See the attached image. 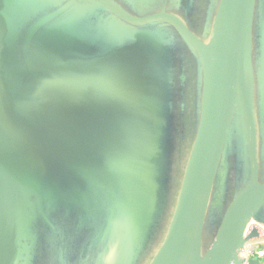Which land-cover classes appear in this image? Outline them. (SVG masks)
<instances>
[{
  "label": "water",
  "instance_id": "95a60500",
  "mask_svg": "<svg viewBox=\"0 0 264 264\" xmlns=\"http://www.w3.org/2000/svg\"><path fill=\"white\" fill-rule=\"evenodd\" d=\"M22 1L0 0V44H2L1 25L4 17L15 7V3ZM84 1L103 8L128 24L144 25L156 21L168 23L184 42L195 49L202 65V86L198 103L195 95L196 111L198 108L197 122L184 174L166 234L147 264H240L242 261L240 252L244 243L251 237L264 236V181L259 180L261 169L257 154L253 102L246 80L256 0H218L208 41L189 28L182 17L164 8L146 15H135L113 0ZM61 9L62 7L57 11ZM210 43L212 51L208 52L207 45ZM50 46L52 51L55 49L57 51L56 58L53 59L59 75L64 78L66 65L62 54L66 48L65 44L55 42ZM138 64L143 67H152L157 74L155 76L154 71L151 70L153 71L152 81L146 90H143V96H148V106L153 115L147 114V116L137 117L134 120L119 117V120L109 124L111 126L104 127L103 131L99 132L92 142H89V145H86L89 146L86 155L76 160L77 162L72 166V174L77 180L84 181V179H92L88 174L102 170V172H110L113 178L118 177L120 180L121 175L126 176L128 166L131 177L129 192L131 197L128 201L133 199L138 210L135 229H132L135 232L133 238L134 241L139 239L141 232L140 234L138 232L142 230L147 221L151 176L160 147L161 86L158 65L152 54H148L143 59L131 60L115 70L86 71L79 79L73 80L72 90L66 91L68 94L60 96L56 103L59 116L70 127V135L64 145L53 149L48 148V144L42 145L31 140L11 117V102L6 100L7 81H4V68L0 59V182L2 183L0 185V221L10 222L18 219V215L8 219L3 214L2 206L6 201H24L23 190L30 186L41 191L40 185L35 184L37 179L31 178L27 160L13 154L17 152L20 144L26 143L33 148L50 152L55 149L62 150L70 143L78 141L82 136L81 131L87 130L90 118L85 117L83 122L78 120L74 123L69 113L59 109V103L63 100L80 98L83 90L88 87L98 89L99 92L96 93L103 95L112 93L110 90H105L106 88H114L117 90L114 91L115 93H121L120 88L128 82L126 80L131 81L132 79H125L120 75L126 68ZM180 76L181 81H185L183 72ZM137 78L144 82L143 84L146 83V74L139 73L133 80ZM94 81L99 82L93 84ZM104 87L105 89H102ZM195 92L197 94L196 81ZM241 114L245 118V124H243ZM235 115L240 121L241 140L244 147L241 162L242 169L244 168L243 180L227 203L208 246L203 249L206 213ZM119 123L121 128L127 126L133 136L137 134L139 138L134 144L121 147L116 156L122 155L124 157L122 161L114 159L116 156L108 155L104 137L106 130L111 127L114 130ZM113 132H117V129ZM121 133L122 138L125 139L126 135L122 131ZM122 163L123 171L119 168ZM134 164L138 165V169ZM110 184L112 186V183ZM141 189L145 194L143 199ZM49 193L62 196V193L57 191H49ZM112 203L116 209L115 199ZM38 206L44 221L48 222L41 206ZM112 206L103 230L95 241L101 237L106 240L110 233L116 219L114 211H111ZM0 264H7L1 246ZM249 264H259V262L251 259Z\"/></svg>",
  "mask_w": 264,
  "mask_h": 264
},
{
  "label": "trees",
  "instance_id": "16d2710c",
  "mask_svg": "<svg viewBox=\"0 0 264 264\" xmlns=\"http://www.w3.org/2000/svg\"><path fill=\"white\" fill-rule=\"evenodd\" d=\"M113 1L135 15H146L164 8L182 18L193 12L198 3L204 2L206 3L205 10L201 14L203 27L201 32L197 33L201 38L210 34L218 3V0ZM61 7L62 9L57 11ZM15 11L24 17L31 15L36 18L32 22L33 27L37 24L43 25L57 17L76 16L81 20L80 27L72 29L74 32L72 43L68 41V38L67 40L64 38L62 35L65 34L64 31L56 32L60 30L59 27L47 31L51 35V42L65 44L66 48L62 54L66 65L64 78L59 75L52 57H39L34 60V64L46 69L47 80L41 69L38 75L33 73L34 71L30 70L25 60L27 76L24 80L16 77L14 97H9L6 92V100L11 102L10 114L13 120L31 140L42 145L48 144L50 149L64 145L70 135V127L59 116L56 103L60 96L68 94L66 91L72 90L73 80L79 79L86 71L115 70L131 60L143 59L148 54L155 57L159 69L162 98L160 147L151 176L147 221L142 227L140 242L134 250L132 249L133 254L126 258L125 263L147 264L154 254L150 256L151 244L168 198L167 188L171 172L168 151L175 109L174 96L177 81L175 70L179 63L186 70L185 73L194 75L197 86V103L200 99L202 65L195 49L184 42L180 36L181 40L175 39L176 36L169 30L172 26L166 22L156 21L144 25L128 24L103 8L84 0H23ZM94 12L95 17L91 14ZM182 45L186 48V56L183 53L178 54L179 47ZM67 54L69 56L73 54V59H69ZM13 73L14 71L10 72V74ZM186 78H188L187 74ZM13 108L19 113V117L12 112ZM41 112L42 115L45 113V120L40 117ZM56 124L62 126L61 133L58 135L52 132L50 136L40 139L33 134V128L56 131ZM242 146L240 121L235 115L208 205L203 229L204 238L214 234L227 206L229 174L243 161ZM259 164L261 171H264V151H261V156H259ZM127 168L125 178H129V188L126 194L128 200L131 197L129 193L131 177ZM113 179L116 181L112 182V186L119 185V178L114 177ZM22 195L27 203L23 215L15 221H0V246L7 264H38L45 255L46 249H49L53 255L54 264H94V258L85 252L103 230L107 217L102 218L103 204L94 211L90 209V203L84 196L70 200L56 193H42L31 186L23 190ZM32 195H36V201L30 199ZM114 196L111 192L106 196L110 208ZM38 205L41 206L48 222L44 221ZM126 207L122 210L121 217L124 212L130 214L128 203ZM136 218L137 216L133 219L136 221ZM117 220V218L114 220L108 234L110 239L120 235L118 239L120 240L124 235L125 227H120ZM124 220L126 221L127 217ZM83 236L86 238L81 240Z\"/></svg>",
  "mask_w": 264,
  "mask_h": 264
},
{
  "label": "rangeland",
  "instance_id": "374dc122",
  "mask_svg": "<svg viewBox=\"0 0 264 264\" xmlns=\"http://www.w3.org/2000/svg\"><path fill=\"white\" fill-rule=\"evenodd\" d=\"M205 4L206 3L204 2L198 3L193 12L183 17L187 26L196 33H200L202 30L203 20L201 14L204 13ZM14 5L15 7L2 21V44H0V59L4 68V81H7V84L9 85L7 87L6 84V92L11 98L15 95L14 81L16 80V77H21V79L24 80L27 76L25 60L27 61L30 70L34 71L33 73L38 75L41 69L45 74V80H47L46 69L43 66L40 68L34 64V60L39 57L56 58L57 51L56 49L55 51H52L50 45L53 44V42L50 41L51 35L47 31L54 27H59L60 30H56V32L64 31L65 34L62 35L66 40L68 38V41L72 43V37L74 34L72 29L79 28L81 25V20L78 17L71 16L65 18L57 17L54 20L43 23V25L37 24L33 27L32 22L36 18H33L31 15L24 17L19 14L18 11H15L16 8L19 7V3H15ZM91 14L93 17L96 16L95 12ZM84 22L87 23L86 20H84ZM169 30L176 36L175 39L181 40L179 34H177L173 28H169ZM208 38L207 35L204 36L205 41H208ZM68 47L70 48L71 46L69 45ZM181 53H183L184 56L187 55L186 48L183 45L179 47L178 54L180 55ZM67 57L73 59V54H71V56L67 54ZM175 62L176 59L174 60V64ZM151 70H153L155 76H157L155 70L150 66L143 67L138 64L131 68H126L120 77L125 79L131 78L132 80H126L128 82L124 81V87L120 88L121 93H115L114 91L117 90L114 88L105 89L104 87L102 89L110 90L112 93L109 95H103L102 93H96L99 92L98 89L88 87L83 90V94L80 98L61 101L59 103V109L63 112L69 113L74 123H77L78 120L83 122L85 117L90 118L88 127L86 128L87 130L84 129V131H81L80 135L82 136L79 137L78 141L70 143L62 150H53L56 152H45L44 150L33 148L26 143H21L19 149L16 150L17 152L13 153L20 158L27 160V164L31 170V178L37 179L35 184L40 185L42 193L48 194L49 191H57L62 193V197L70 200L84 196L90 203V209L94 211H96L100 205H104L102 218L107 216V213L110 211V204L106 197L107 194L111 192L115 195L114 199L117 207L114 209L112 206L111 211H114L119 226L125 227V230L123 231L124 235L120 240H118L120 237L119 235L112 239L107 237L106 240L101 237L93 242L85 253L94 258V264L126 263V258L133 254L132 249L134 250L138 242H140V238L134 241L133 234L135 232L132 230L136 225L133 218L137 216L138 210L133 199H130L129 201L127 200L126 194L129 188V178H125V176L123 177V175H121L120 184L112 187L110 183H115L116 181V179H113V174L108 171L102 172V170H100L99 172L88 174L92 179H84L88 184L86 185L84 181L74 178L72 174V166L75 165L77 162L76 160L82 155H86L87 149L89 148V146L86 145H89L93 138L113 121L115 122L120 118L123 119V117L134 120L137 119V117L147 116V114L150 116L153 115V112H150L148 106V96H143V90H146L149 83L152 81L151 76L153 75V71ZM11 71H14V73L10 74ZM175 72L177 75L174 96L175 109L173 111L171 138L169 142L170 148L168 151L171 162L170 179L167 188L168 198L161 221L158 224L151 244L150 256L159 247L166 234L184 174L197 122L194 75L185 73L186 70L180 63ZM182 72L184 73L185 81H181L182 77L180 75ZM139 73L142 75L146 74L145 84H143L144 82H141L138 78L133 80ZM186 74L188 75V78H186ZM98 82L99 81H94L93 84H97ZM88 109L90 110L86 111ZM12 112L15 116L17 115L19 117V113L15 112L14 108L12 109ZM44 114L42 115L41 112L40 117L45 120ZM241 119L243 124H245L246 121L243 115L241 116ZM58 124L55 125L56 131L53 129L47 131L45 129L41 130L39 128L36 130L33 128V134L40 139L50 136V133L52 132H56V135H58L61 133L60 129L62 127ZM119 125L120 123L117 125V128L114 129H117V132L115 133L113 132L114 130H112V127L104 132L109 156L118 155L121 147L128 144H134L139 139L137 134L133 136L132 131L129 130L127 126L121 128L122 126L120 127ZM57 129H59V131ZM121 131L126 135L125 139L122 138ZM114 159L122 161L124 160V157L120 155L114 157ZM134 165L138 169V165ZM119 168L123 171V163L120 164ZM243 175L244 168L242 169L241 164L229 174L226 194L227 203L241 185L240 183H242ZM259 180L264 181V171L260 172ZM1 184L2 183L0 182V185ZM12 186H15V184H12ZM140 193L143 199L145 196L143 189L140 190ZM30 199L36 201V195L30 196ZM127 203L130 209V214L124 212L121 217L120 212L127 208ZM26 206L27 203L25 200H18L15 202L6 201L2 206V211L8 219L14 218L16 215H18L19 219L23 215ZM126 217L127 220L125 221L124 219ZM140 232L141 231L138 233L140 234ZM212 235L213 234H210L209 237H203V249L208 246ZM84 238H86V236H83L81 240ZM40 260L41 261H39L38 264H54L53 255L50 253L49 249H46L45 255Z\"/></svg>",
  "mask_w": 264,
  "mask_h": 264
},
{
  "label": "flooded vegetation",
  "instance_id": "af4514ba",
  "mask_svg": "<svg viewBox=\"0 0 264 264\" xmlns=\"http://www.w3.org/2000/svg\"><path fill=\"white\" fill-rule=\"evenodd\" d=\"M247 88L253 102L257 135V154L264 151V0H257L253 24L250 57L246 75ZM243 153L244 147L242 146Z\"/></svg>",
  "mask_w": 264,
  "mask_h": 264
},
{
  "label": "built area",
  "instance_id": "2783aa9c",
  "mask_svg": "<svg viewBox=\"0 0 264 264\" xmlns=\"http://www.w3.org/2000/svg\"><path fill=\"white\" fill-rule=\"evenodd\" d=\"M240 258L242 260L240 264H249L251 259L264 264V236L248 239L241 249Z\"/></svg>",
  "mask_w": 264,
  "mask_h": 264
},
{
  "label": "bare ground",
  "instance_id": "6f19581e",
  "mask_svg": "<svg viewBox=\"0 0 264 264\" xmlns=\"http://www.w3.org/2000/svg\"><path fill=\"white\" fill-rule=\"evenodd\" d=\"M207 51L208 52H211L212 51V44L211 43L207 45Z\"/></svg>",
  "mask_w": 264,
  "mask_h": 264
},
{
  "label": "crops",
  "instance_id": "0c3cea01",
  "mask_svg": "<svg viewBox=\"0 0 264 264\" xmlns=\"http://www.w3.org/2000/svg\"><path fill=\"white\" fill-rule=\"evenodd\" d=\"M253 223V222H252ZM254 224H257L256 222H254ZM259 225V224H258ZM262 228V227H261ZM263 229V228H262ZM264 230V229H263Z\"/></svg>",
  "mask_w": 264,
  "mask_h": 264
}]
</instances>
